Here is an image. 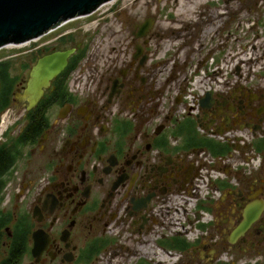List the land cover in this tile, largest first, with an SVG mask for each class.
I'll use <instances>...</instances> for the list:
<instances>
[{"label": "flooded vegetation", "instance_id": "af4514ba", "mask_svg": "<svg viewBox=\"0 0 264 264\" xmlns=\"http://www.w3.org/2000/svg\"><path fill=\"white\" fill-rule=\"evenodd\" d=\"M81 17L0 56V264H264V95L225 80L185 85L168 102L171 82L146 59L111 63L76 89L74 53L30 106L31 67L71 47L62 44ZM187 87L191 103L177 117ZM204 179L213 198L185 240L159 207L202 200Z\"/></svg>", "mask_w": 264, "mask_h": 264}, {"label": "rangeland", "instance_id": "374dc122", "mask_svg": "<svg viewBox=\"0 0 264 264\" xmlns=\"http://www.w3.org/2000/svg\"><path fill=\"white\" fill-rule=\"evenodd\" d=\"M174 3L176 4V0H117L114 5L106 4L89 16L70 21L68 30H73L76 40L83 42L86 49L71 78L81 84L77 82L78 79L84 80L85 76L91 73H100L111 63L122 66L130 59H134L135 47L140 44L143 51L136 60L145 55L147 61L143 68L158 72L159 81L164 82V85L171 82L173 86L172 97L168 102H175L176 92H180L185 85L192 86L190 82L193 80L204 86L211 85L214 81H240L253 88L255 92L264 95V0L204 2L202 8H199L203 15L211 10H218L221 13L216 29L209 34L204 33L207 26L205 22H202L205 26L196 22L199 18L202 21L203 15L197 14L194 19L187 22L183 18L177 20V7ZM147 19L151 20L150 29L146 35L136 37L138 32L136 25ZM254 44H258L257 48L254 46L253 52L259 60L254 63L241 60L240 64L236 63L238 58L231 61V55L243 51L246 45L251 48ZM29 47L28 44L3 47L0 49V56ZM11 66L13 73L26 75L19 61H13ZM192 91L194 89L186 88L187 94L186 98L184 97L186 102L177 107V117H180L191 103ZM5 123H7L6 115H4ZM217 140L222 138L218 137ZM253 142L254 140L251 142L252 148ZM222 144L228 146L225 142ZM222 159L231 160L230 156ZM203 172L206 173V169H203ZM219 172L211 171V175H219ZM204 180V186L201 183L199 189L201 196H204L203 194L207 196L205 195L202 200L197 195L182 196L181 200L179 197L174 199L172 197L169 202L159 207L158 212H169L168 220L170 225H173L174 235L180 234L185 240L190 239L188 230L194 233L197 230L198 221L188 224L189 220H193L195 212H202L201 204L206 205V202L213 198L212 189L210 185L206 187L207 180ZM178 213L181 217L176 221L175 214ZM168 220L159 217L156 231L159 233L163 231L164 227L161 223L166 225ZM172 254L175 258L179 256L177 252Z\"/></svg>", "mask_w": 264, "mask_h": 264}, {"label": "water", "instance_id": "95a60500", "mask_svg": "<svg viewBox=\"0 0 264 264\" xmlns=\"http://www.w3.org/2000/svg\"><path fill=\"white\" fill-rule=\"evenodd\" d=\"M106 1L108 0H0V48L36 39L66 20L93 13ZM136 26V37H142L150 29L151 20L147 19ZM80 47L81 42H77L72 47L54 51L36 61L30 69L24 89L30 106L38 102L43 88L63 70L68 58ZM142 51L143 47L137 44L133 58H138ZM144 59L145 55H142L140 62ZM209 96L206 93L203 100Z\"/></svg>", "mask_w": 264, "mask_h": 264}, {"label": "bare ground", "instance_id": "6f19581e", "mask_svg": "<svg viewBox=\"0 0 264 264\" xmlns=\"http://www.w3.org/2000/svg\"><path fill=\"white\" fill-rule=\"evenodd\" d=\"M117 0H108V1H106V2H104L103 4H101L100 6H99V8L101 7V6H104V5H114L115 4V2H116ZM209 2V0H176V7H177V12H176V14H177V20H179L180 18H183V19H185L186 20V22L187 21H189V20H192V19H194L195 18V16L197 15V14H199V15H203V12H201V11H199V8H202L201 6H203V4H205L204 2ZM127 2V1H126ZM167 2V1H166ZM166 5V4H165ZM170 5V4H169ZM130 6V5H129ZM170 8V7H169ZM110 8H108V10H109ZM164 9V8H163ZM166 9V8H165ZM201 10V9H200ZM203 11V10H202ZM171 12H173V11H171ZM92 14V13H91ZM90 15V14H89ZM89 15H86V16H89ZM170 15V14H169ZM220 15H221V13L218 11V10H211L210 12H208L207 14H204L203 15V17L202 18H204L202 21H201V18H199V20H196V22L198 21V22H200V23H202V22H205V24H207V26H206V28H205V31H204V33L205 34H209L210 32H212L214 29H216V26H217V20H218V18L220 17ZM223 15V14H222ZM170 16H172V15H170ZM200 17V16H199ZM170 18V17H169ZM173 19V18H172ZM176 20V19H175ZM181 21V20H180ZM164 22V21H163ZM162 25H163V23H161ZM202 24H204V23H202ZM205 24H204V26H205ZM165 26V25H164ZM163 28V27H162ZM178 30V29H177ZM256 37V36H255ZM251 42V41H250ZM253 42V41H252ZM252 44V43H251ZM247 47L243 50V51H241V52H239V53H237V54H235V55H231L230 56V59H231V61H232V59H234V58H238V60L236 59V63L237 64H240L241 63V60H245V61H248L249 63H254L256 60H259L258 59V56L256 55V54H254V52H253V48H254V46L257 48V46H258V44H254V45H252V47L251 48H249L248 47V45H246ZM239 51V50H238ZM235 53H236V51H235ZM261 57V56H260ZM259 57V58H260ZM235 61V60H234ZM244 62V61H243ZM242 62V63H243ZM260 62V61H259ZM229 63V62H228ZM231 63V62H230ZM229 63V64H230ZM233 63V62H232ZM246 63V62H245ZM197 83H199L198 81H197Z\"/></svg>", "mask_w": 264, "mask_h": 264}, {"label": "trees", "instance_id": "16d2710c", "mask_svg": "<svg viewBox=\"0 0 264 264\" xmlns=\"http://www.w3.org/2000/svg\"><path fill=\"white\" fill-rule=\"evenodd\" d=\"M77 42H80V41H77L74 37H73V39H69L68 41H66V42H63V47H66L65 46V44L66 43H70L71 44V47L72 46H74V44H76ZM85 47L83 46V47H81L80 49H78V50H76V54H75V56L73 57V60H74V62H73V68H75L77 65H78V62L82 59V57L84 56V54H85ZM7 66H8V64H6ZM6 69V68H5ZM0 78L1 79H3V76L1 75V73H0ZM260 144L258 143L257 144V146H259ZM222 147H219V149H216V150H218L217 152L216 151H213V153L214 154H216V153H221V151H222Z\"/></svg>", "mask_w": 264, "mask_h": 264}, {"label": "built area", "instance_id": "2783aa9c", "mask_svg": "<svg viewBox=\"0 0 264 264\" xmlns=\"http://www.w3.org/2000/svg\"><path fill=\"white\" fill-rule=\"evenodd\" d=\"M7 46H18V44H9V45H6L5 47H7ZM192 85H194V84H196L197 83V81L196 80H193L192 82H190ZM76 86H75V88L76 89H78V87H79V84H75Z\"/></svg>", "mask_w": 264, "mask_h": 264}]
</instances>
